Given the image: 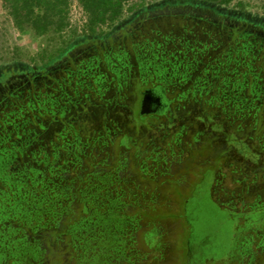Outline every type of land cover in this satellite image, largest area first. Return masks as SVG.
Wrapping results in <instances>:
<instances>
[{
    "label": "rangeland",
    "instance_id": "374dc122",
    "mask_svg": "<svg viewBox=\"0 0 264 264\" xmlns=\"http://www.w3.org/2000/svg\"><path fill=\"white\" fill-rule=\"evenodd\" d=\"M136 4L161 8L148 13L147 9L142 10L137 16L128 10L114 28L107 30L112 39H106V52L122 59L118 63L116 60L117 68L124 67L113 73L99 49L88 50L87 19L77 0H72L68 28L60 35L44 37L29 30L20 31L5 0H0V80L47 63L49 59L41 63L39 55L45 49L49 57L55 50L70 46L54 66H72L70 55L86 48L85 56L77 61L80 67H85L82 61L94 56L102 58L104 64L97 74L108 76L105 86L109 88L103 95L87 88L78 89V96L68 88L76 103L64 118L46 119L43 150L51 161L58 151L56 166L68 179L88 178L96 182L95 174L107 176L112 180L111 187L128 204L118 216L110 212L105 215L109 224L105 223L101 230L106 235L96 234V249L86 260L84 251L77 254L49 234L43 235V255L32 264H55L58 258L62 262L56 264H264V93L256 101L260 112L242 123V130L241 121L224 112V104L217 100L213 104L208 102L215 92H192L194 75L182 85L175 78L172 83L162 84L166 98L172 101L173 111L166 118L152 116L142 122L134 118L140 91L159 85L146 69L148 63L143 65L142 61L147 55L152 58V49L163 42L165 35L190 37L181 28L194 20L189 15L218 22L227 18L237 22L241 29L264 32V0H231L228 4H221L220 0H132L128 8ZM225 40L224 47L231 42ZM179 45L178 48L182 47ZM164 46L168 52L174 51L172 42ZM124 70L132 74L126 80ZM182 70L181 67L179 73ZM140 76L146 80L142 82ZM81 79L95 88L94 77L84 75ZM118 79L125 82L123 86H119ZM188 89L185 98L177 99ZM85 93L90 96L85 97ZM70 123L74 136L79 138L77 148L62 147L57 137ZM178 134L180 140H176ZM202 192L213 212L225 218L229 216L224 213L227 210L236 219L234 244L216 257L196 252L193 244L195 227L190 204ZM134 202L141 204V212ZM6 223L22 228L24 233H13L15 245L8 249L10 235L6 228L1 229L0 222V264H29L24 261L29 258V247L18 242L24 234L29 239V228L16 218H9ZM223 239L226 244L227 238Z\"/></svg>",
    "mask_w": 264,
    "mask_h": 264
},
{
    "label": "trees",
    "instance_id": "16d2710c",
    "mask_svg": "<svg viewBox=\"0 0 264 264\" xmlns=\"http://www.w3.org/2000/svg\"><path fill=\"white\" fill-rule=\"evenodd\" d=\"M131 1L77 0L87 19L85 39L88 42L87 46L94 50L99 49L103 53L104 62L109 64V69L113 73L124 67L117 68V63L122 62V59L117 60V57L110 55L106 52L107 46L103 47L100 43L111 37V32L107 30L114 28L128 10L137 16L142 10L147 9L148 13L161 8L145 7L143 4L128 8ZM230 2L231 0H220L221 4ZM5 5L20 31L29 30L40 37L56 36L62 34L70 25L72 0H5ZM189 16L194 20L184 23L181 28L190 34V37L182 35L179 38L174 36V39L172 35H165L163 42L158 43L156 49H152V58L148 55L146 59L143 58L145 59L142 61L143 65L148 63L146 69L159 82V85L153 88L169 102L162 84L167 81L172 83V79L175 78V81L182 85L191 81L194 75L192 92H199L201 95L204 92L205 94L215 92L208 102L213 104V101L217 100L224 104V112L240 120L239 129L242 130V123L250 117L255 118L261 110L256 101L264 93V32H253L245 28L232 33L234 30L226 23L220 24L212 19L197 18L195 15ZM225 39L231 42L224 47ZM170 42L173 43L174 51L168 52L164 45ZM178 44L182 47L178 48ZM67 47L55 50L49 57H46V49L43 50L39 54L41 63L46 59H49L48 62L36 69L29 68L27 80L21 78V82L14 86H5L4 89L3 84L9 83L14 76L0 80L1 229L6 228L10 235L8 239L6 238V247L9 249L11 244L15 245L11 235L24 233V230L6 221L9 218H16L23 227L29 228V239L24 234V237L18 240L19 244L29 247V258H24L29 264L43 255V235L49 234L59 243L67 244L77 254L84 251L83 259L86 260L89 253L96 249L94 245L96 234L100 232L106 235V231L101 230L109 224L105 215L110 212L118 216L128 206L123 201L122 194L111 187L112 180L107 176L95 174L96 182L88 178L68 179L56 166L58 151L54 152V159L51 161L48 160L47 152L43 150V135L48 127L46 119L64 118L76 103L68 88H72L76 96L78 89L87 88L91 92L103 95L109 88L105 86L108 76L101 72L97 74L98 69L104 64L99 56L82 61L81 64H85L84 68L70 57L71 61L73 60L72 66L64 63L56 70H51L50 68L54 67L53 63L68 53ZM140 48L143 51V47ZM256 62H259V65H256ZM200 66H204L202 71H199ZM181 67L183 70L179 73ZM195 70L201 74L196 75ZM84 75L94 77L95 88L85 79H81ZM131 75L123 71L124 80ZM140 77L142 82L146 80ZM117 81L119 86L125 83L119 79ZM189 92L188 89L178 94L177 99L185 98ZM84 95L88 97L90 93ZM139 112L138 104V110L137 108L135 110L136 120L138 122L146 120ZM73 131L74 127L70 123L57 133L58 139L62 141V147L79 146V138L74 136ZM179 136L178 134L176 140ZM240 143L243 147L249 148L243 141ZM36 146L39 150L34 148ZM205 194L202 192L191 199L195 227L193 244L198 253L204 250L219 253L222 249L225 253L235 242L236 237L233 235L236 233L234 228L236 219L232 218L227 210H224V213L229 216L225 218H221L218 212H213L208 205L209 201L204 200ZM134 203L141 212L143 210L141 204ZM222 237L227 238L224 246L221 245ZM2 242L0 238V245ZM61 260L62 258H58L55 264L57 261L62 262Z\"/></svg>",
    "mask_w": 264,
    "mask_h": 264
},
{
    "label": "flooded vegetation",
    "instance_id": "af4514ba",
    "mask_svg": "<svg viewBox=\"0 0 264 264\" xmlns=\"http://www.w3.org/2000/svg\"><path fill=\"white\" fill-rule=\"evenodd\" d=\"M215 21L218 22V20H216V19H215ZM219 22L220 23H226V24L230 25L231 30H234V31H232V33L236 32V31H239L242 28V26H240L237 22H230L229 19H227V18H224L223 21H219ZM101 44H102L103 47L107 46V48H108V46H109L108 41H106V40L103 41ZM86 50H87V48H86ZM86 50L85 49L84 50H78V51L75 52V54H71L70 56L73 57L74 60L78 61L80 58H82V56H85V54L87 53ZM88 50H92L93 51L94 49L90 46V47H88ZM76 56H78V57H76ZM61 64L62 63H59L57 66L51 67L50 69L51 70L52 69L56 70L59 67V65H61ZM115 66H117V65H115ZM28 76H29V72H27L25 74L16 75L9 81V83L6 85V87L8 85L9 86H14V84H17L18 82H21L22 81L21 78H24L25 80H27ZM17 77H19L20 80ZM4 87L5 86H3L2 88L4 89ZM149 90L152 92V94L154 95L155 98L160 97L161 99H160L159 103H153V107L156 108V111L154 113H151V114H148V115H142L141 114L142 118L143 119H147V118H152V116H156V117H159V118H166L167 115L168 114L170 115V113L173 111L172 109H170V103H172V101L166 102L163 99V95L159 94L157 91H155L153 87H145L144 89H142L140 91V95H139L140 99L136 101V104L137 103L139 104V110L141 111V104H142V100H143L144 94L147 91H149ZM135 110H136V108L134 109V118L136 119ZM192 239H193V237H192ZM221 243H222L221 245H223V246L225 245L224 239L222 240ZM222 251H223V249L219 252V254H221ZM216 252L217 251L213 252L212 250H206V251L204 250V251L201 252V254H204V255L208 256L209 253H211L212 255L215 256L216 254H218V252L217 253Z\"/></svg>",
    "mask_w": 264,
    "mask_h": 264
},
{
    "label": "water",
    "instance_id": "95a60500",
    "mask_svg": "<svg viewBox=\"0 0 264 264\" xmlns=\"http://www.w3.org/2000/svg\"><path fill=\"white\" fill-rule=\"evenodd\" d=\"M160 97L155 98L152 92L149 90L144 94L142 104H141V114L148 115L154 113L156 108L153 107V103H159Z\"/></svg>",
    "mask_w": 264,
    "mask_h": 264
}]
</instances>
